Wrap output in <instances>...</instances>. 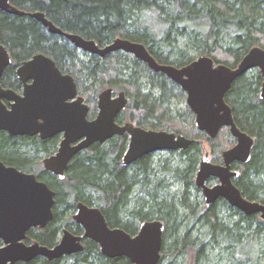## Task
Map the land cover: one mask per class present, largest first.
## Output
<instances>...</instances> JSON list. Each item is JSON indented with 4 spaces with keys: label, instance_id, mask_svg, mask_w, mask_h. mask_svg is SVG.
<instances>
[{
    "label": "trees",
    "instance_id": "trees-1",
    "mask_svg": "<svg viewBox=\"0 0 264 264\" xmlns=\"http://www.w3.org/2000/svg\"><path fill=\"white\" fill-rule=\"evenodd\" d=\"M12 4L28 14L44 13L62 31L95 40L101 46L117 38L141 43L160 64L184 67L195 60L178 46L181 37L187 38L199 57H211L216 64L231 68H235L253 47L264 49V0H13ZM0 42L15 60L1 80L4 88L19 91L16 67L31 56L44 53L76 78L81 93L87 98H94L99 91L110 87L124 91L130 98L124 115H129L136 125L181 133L190 139L200 138L201 133L188 119L194 118L190 109L188 118L179 113L174 116L170 111L169 102L174 91L180 97L184 96V91L162 73H154L137 60L131 62L133 68L129 74H124L129 67L126 65L128 58L122 52L104 58L82 59L63 37L48 34L36 20L29 16H11L3 11H0ZM143 73L152 75L148 79L159 90L158 95L154 90L145 91L141 83ZM263 83L260 72L252 70L237 79L226 95L237 126L255 139L251 161L247 165L234 166L240 170L234 183L245 198L262 203L264 99L260 97V89ZM226 130L223 129L219 136ZM216 139L207 138L212 143ZM58 143L59 138L40 140L0 132V161L25 172H34L56 193L53 221L43 230H30L26 243L54 247L65 217L82 202L99 207L110 227H122L131 235L136 234L137 228L130 220L162 221L165 231L158 264H172L187 253L192 254V264H205L217 248L223 253L231 250L230 264H261L256 241L264 235V220L259 215L246 216L222 199L198 212L191 201L203 149L199 141L179 153V164H162L164 169L169 168L162 174L163 178H159L153 169L151 155L125 167L122 158L128 137L117 136L106 144L96 143L76 154L62 180L45 169L39 170L36 165L35 154L51 155ZM225 143L223 149L234 145L230 134ZM28 148L34 153L27 151ZM220 151H216L214 163L221 158ZM167 175L182 184V193L175 195L168 190ZM138 187L145 197H140L132 207L133 194ZM162 191L165 192L163 197ZM228 209L237 218L227 214L225 210ZM186 214L191 220L184 231L182 223ZM68 217L70 221L71 214ZM199 223L207 229L204 241L191 237L192 228ZM77 229L81 231L79 226ZM84 245L83 253L71 257L73 264H132L124 257L106 258L93 241L85 239ZM65 260L48 261L39 257L26 264H65Z\"/></svg>",
    "mask_w": 264,
    "mask_h": 264
},
{
    "label": "water",
    "instance_id": "water-1",
    "mask_svg": "<svg viewBox=\"0 0 264 264\" xmlns=\"http://www.w3.org/2000/svg\"><path fill=\"white\" fill-rule=\"evenodd\" d=\"M0 9L24 16L25 12L11 5V0H0ZM52 34L69 39L77 48L105 57L122 51L144 62L153 72L163 73L186 94L188 107L195 114V126L209 139H215L223 127L229 128L236 144L223 152V164H214L205 154L195 177L202 189L205 202L212 205L218 199L246 216L259 215L264 220V203L245 198L234 180L240 175L232 165H247L252 158L255 139L236 125L226 95L234 82L254 69L264 78V49L253 47L235 67L216 64L211 57L201 56L184 67L160 64L141 44L117 38L100 47L94 40L63 32L43 13L30 14ZM11 64L8 51L0 44V79ZM23 95L4 90L0 86V132L10 136H39L43 140L63 134L57 153L44 160L47 171L64 179L72 158L96 143L104 144L116 135H130L128 149L123 157L124 166L137 162L146 155L162 151L187 150L192 140L165 131L145 130L131 124L119 126L115 120L128 104L124 92L113 99L108 89L99 97L98 116L87 119L88 106L83 98L67 103L77 95V85L69 75H62L55 62L39 54L24 63L17 71ZM32 80V84H27ZM260 97L264 99V83ZM3 100L9 103L8 107ZM76 144V145H75ZM211 179L218 183L210 186ZM55 192L34 173H27L0 161V264L29 263L43 257L49 261L64 255L81 252V238L64 230L58 244L52 248L38 242L26 244L30 230L44 229L54 218ZM85 237L95 241L101 254L107 258L126 257L133 264H158L161 259L164 224L159 220L145 222L136 236L109 227L99 208L78 204L74 215Z\"/></svg>",
    "mask_w": 264,
    "mask_h": 264
},
{
    "label": "rangeland",
    "instance_id": "rangeland-1",
    "mask_svg": "<svg viewBox=\"0 0 264 264\" xmlns=\"http://www.w3.org/2000/svg\"><path fill=\"white\" fill-rule=\"evenodd\" d=\"M178 46L181 47V48H184V50H186L189 55L191 57H193L195 60L199 58V55L195 52V50L193 49L192 45L189 43V41L187 40L186 37H181L179 38L178 40ZM125 56H127L128 60H127V67H129L128 69H126L124 71V74H129V72L132 70L133 68V62L132 61H135L136 58L132 55H128V54H125ZM86 56L83 57V59H85ZM132 62V63H131ZM256 69H254L253 71H255ZM257 71V70H256ZM256 72H254L253 74H255ZM149 76H152L150 74H144L142 75V78H141V83L143 84V87L145 89L146 92H149L151 90H154V93L156 95L159 94V90L155 87H153L151 84H150V80L148 79ZM125 78V77H124ZM155 88V89H154ZM261 90V89H260ZM120 90H118L117 93H119ZM174 96L172 98H170V102H169V107H170V111L171 113L175 116L176 113H179L180 115H185L186 118L189 117V113H188V105H187V97H186V94H184L183 97H180L178 96L177 94V91H174ZM190 123L191 124H194L195 122V118H193L192 120V117L190 116ZM187 123V122H186ZM207 135H205L204 133H201L200 134V138L197 140L201 143V146H202V153L200 154V157L201 156H204V154L206 153H209L210 152V157L211 159H214L216 158L215 154H216V151L219 150L220 151V148H222V152L220 151L221 153V158H219L218 160V163H221L222 164V153L229 149L228 146L226 149H223L222 145H226L225 142L228 141L229 139V133L227 132V130L221 134L215 141L214 143L212 142H209L207 140ZM234 139V138H233ZM236 143V141L234 142V144ZM27 151L31 152V153H34L33 150H31V148H28ZM36 155V165H37V168L39 170H42L44 169V160L49 157L50 155L48 154H35ZM181 162V157L179 156V152H176V153H170V152H160V153H156L154 154L153 156V169L155 170V172L157 173V176L160 178H163V173L165 172L166 168L168 169L169 167L166 166V168L164 169L162 167V164H165V165H170V166H175L177 164H179ZM30 173H34V172H30ZM166 179V184H168L169 188L168 190H170V192L172 194H175V195H178L180 193H182L184 191V188L182 186V184L180 182H177L175 179H173V177L171 175H167L165 177ZM262 179L264 180V178L262 177ZM218 181H212L210 183V185H215L217 184ZM194 191L191 192V201H193L195 203V205L197 206L198 208V212L201 211L203 209V207L206 206V202H205V198H204V194L202 192V190L198 191L196 189V187L194 186ZM161 196H165V192L162 191L161 192ZM140 197H145L141 191H140V188H136L135 189V192L133 194V204H132V207H134L137 203V200L140 198ZM225 212L227 214H232L235 218L236 215L233 213V211L231 210H225ZM225 213V214H226ZM71 214V213H69ZM68 217V216H67ZM65 217V219L67 218ZM191 220L190 218V215H185L184 217V221L182 223V228L184 231L187 230V227L189 225V221ZM229 221V217H226V221ZM130 223H133L134 225H139L138 221H131L130 220ZM65 226V225H64ZM71 228H74L73 225H69ZM65 227H62L61 229V232H60V235H59V239L60 237L62 236V231ZM207 229L204 227V225L202 223H199V224H196L195 227L192 228L191 230V237L193 240H196V241H204L207 237ZM256 251L257 253L260 255V262L261 264L264 263V235H262L258 242L256 241ZM1 247V246H0ZM222 249H219L217 248L216 250H214V252L210 255V258H209V262L205 263V264H230L231 263V250H228L226 252V250H224V253L223 251H221ZM236 254V253H234ZM192 254L190 253H187V254H183L181 255L180 257H178L172 264H192ZM73 258H66L65 260V264H73ZM250 264V263H249Z\"/></svg>",
    "mask_w": 264,
    "mask_h": 264
},
{
    "label": "flooded vegetation",
    "instance_id": "flooded-vegetation-1",
    "mask_svg": "<svg viewBox=\"0 0 264 264\" xmlns=\"http://www.w3.org/2000/svg\"><path fill=\"white\" fill-rule=\"evenodd\" d=\"M12 2H13V0H11V5L12 6H14L13 4H12ZM15 7V6H14ZM15 8H17V7H15ZM18 10H20L19 8H17ZM0 11H3V10H1L0 9ZM20 11H22V10H20ZM4 13H6V14H8V15H11V16H19V15H12V14H9V13H7V12H5V11H3ZM23 12H25V11H23ZM33 13H36V12H32V13H26L25 12V15L24 16H29L30 18H32L31 16H30V14H33ZM41 13V12H40ZM44 14V13H43ZM45 15V14H44ZM19 17H23V16H19ZM46 17V16H45ZM47 18V17H46ZM32 19H34V20H36L35 18H32ZM49 20V19H48ZM37 21V20H36ZM50 21V20H49ZM38 22V21H37ZM52 22V21H51ZM40 23V22H39ZM53 23V22H52ZM41 25H42V23H40ZM54 24V23H53ZM42 27L43 28H45L43 25H42ZM58 27V26H57ZM59 28V27H58ZM46 30H47V33L48 34H50V35H53V36H59V37H63L70 45H71V47L74 49V50H76V53L78 54V56H80L82 59H83V57L84 56H86V58H85V60L86 59H88L89 57H91V56H97V57H99V58H104V57H100V56H98V55H96V54H92V53H90V52H87V51H84V50H82V49H80V48H77L69 39H67L65 36H63V35H59V34H52V33H50L49 31H48V29L47 28H45ZM64 32V31H63ZM65 33H67V32H65ZM70 34H73V33H70ZM75 35H77V34H75ZM80 36V35H79ZM82 37V36H81ZM82 38H84V37H82ZM85 39V38H84ZM86 40H88V39H86ZM95 41V40H94ZM97 42V41H96ZM98 43V42H97ZM0 44L1 45H3L1 42H0ZM111 44V43H110ZM98 45L100 46V47H105V46H101L99 43H98ZM109 45V44H108ZM4 46V48L8 51V53H9V56H10V58H11V64L5 69V71H4V74H3V76L5 75V72H6V70L9 68V67H11L12 65H13V62L15 61L14 60V57L12 56V54H11V52L9 51V49L5 46V45H3ZM107 46V45H106ZM119 52H122V51H119ZM114 53H116V52H114ZM122 53H124V52H122ZM39 54H42V55H44V56H46V57H48V58H50L51 60H53L54 62H55V64H56V66H57V68L60 70V72L62 73V75H64V76H66V75H69V76H71L73 79H74V81H75V83H76V85H77V95H76V97L73 99V100H68L67 101V103H73V102H76L79 98H83V104L84 105H87L88 106V108H89V110H88V115H87V119L89 120V121H93V120H95L96 118H97V116H98V114H99V112H98V103H99V97H100V95L102 94V92H104V91H106V90H108V89H112L113 90V95H112V98L113 99H115V98H118V96H119V94L121 93V92H124V91H120L119 93H117L118 92V90H116V89H114V88H106V89H103V90H101V91H99L98 92V94L95 96L94 95V98H87L86 97V95H84V94H82L81 93V90H80V88H79V86H78V83H77V80H76V78L72 75V74H69V73H66V72H64L60 67H59V65L56 63V61L52 58V57H49L48 55H46V54H44V53H37V54H35V55H33V56H31L29 59H27V60H25V61H22L21 63H20V65L19 66H17L16 67V70H15V75H16V79H17V81H18V83H19V85L21 86V88H20V90L19 91H16V90H14V89H11V88H4L3 86H2V84H1V80H2V78H3V76L1 77V79H0V86L2 87V89H4V90H11V91H14L15 93H17L18 95H23V93H24V90H25V87L21 84V82H20V80H19V78H18V75H17V71H18V69L24 64V63H26V62H28V61H30V60H32L36 55H39ZM111 54H113V53H111ZM126 54V53H125ZM128 55H130V54H128ZM106 57V56H105ZM137 61H139V62H141V63H144V62H142V61H140V60H138V59H136ZM145 64V63H144ZM147 65V64H146ZM149 68V67H148ZM150 69V68H149ZM256 70H258V69H256ZM152 71V70H151ZM259 71V70H258ZM154 73H160V72H154ZM163 74V73H162ZM164 75V74H163ZM165 76V75H164ZM166 77V76H165ZM167 78V77H166ZM168 79V78H167ZM170 80V79H169ZM170 81H172V80H170ZM173 82V81H172ZM175 83V82H174ZM27 84H32V80H30V81H28V83ZM176 84V83H175ZM176 86H178L177 84H176ZM179 87V86H178ZM261 89H262V87H261ZM125 93V92H124ZM260 93H261V90H260ZM126 94V93H125ZM185 94V93H184ZM126 97H127V99H128V104H127V106H126V108L121 112V113H119V115L117 116V118H116V120H115V122H116V124L117 125H119V126H124V125H126V124H131V125H133L134 127H138V128H142V129H145V130H153V129H147V128H143V127H141V126H138V125H136V123L134 122V121H132L131 120V118L129 117V115H124L125 114V112H126V110L128 109V106H129V103H130V98L127 96V94H126ZM3 102L8 106V107H10L9 106V103L6 101V100H3ZM230 106V105H229ZM190 109V108H189ZM232 109V108H231ZM191 110V109H190ZM192 112V111H191ZM193 113V112H192ZM232 113H233V110H232ZM194 114V113H193ZM121 117H123L122 119H121ZM194 118H195V114H194ZM233 118H234V116H233ZM234 121H235V119H234ZM236 123V122H235ZM194 126H195V122H194V124H193ZM237 125V124H236ZM195 128L198 130V128L195 126ZM239 128V127H238ZM223 129H227L228 130V133L230 134V131H229V128H227V127H223L221 130H220V132L223 130ZM240 129V128H239ZM241 130V129H240ZM153 131H165V132H169V133H174V134H176V136H184V137H186L185 135H183V134H181V133H177V132H173V131H166V130H153ZM199 131V130H198ZM242 131V130H241ZM200 133H203V132H201V131H199ZM220 132H219V134H220ZM8 134V133H7ZM205 134V133H204ZM219 134H218V136H219ZM127 136L128 137V144H129V142H130V135L128 134V133H125L124 135H121V136ZM206 135V134H205ZM231 135V134H230ZM117 136H120V135H116V136H114V137H117ZM217 136V137H218ZM232 136V135H231ZM29 137H38L40 140H43V139H41L39 136H29ZM113 137V138H114ZM208 137V136H207ZM216 137V138H217ZM233 137V136H232ZM53 138H59V143H58V146H57V149L54 151V153L53 154H51L50 156H52V155H54V154H56L57 153V151H58V149L60 148V144H61V142H62V140L64 139V136H63V134H58V135H56V136H54ZM53 138H50V139H53ZM113 138H111V139H109L107 142H109L110 140H112ZM187 138V137H186ZM215 138V139H216ZM234 138V137H233ZM187 139H190V138H187ZM48 140V139H47ZM190 140H192L193 141V143H195L197 140H195V139H190ZM211 140V139H210ZM214 140V139H213ZM236 141V139L234 138V142ZM107 142H105L104 144H106ZM192 143V144H193ZM98 144H101V143H98ZM191 144V145H192ZM236 144V143H235ZM234 144V145H235ZM76 145V144H75ZM233 145V146H234ZM232 146V147H233ZM232 147H230V148H232ZM90 148V147H89ZM89 148H87V149H89ZM87 149H85V150H82L81 152H84V151H86ZM127 149H128V146H127ZM127 149H126V151H127ZM125 151V152H126ZM182 151H185V150H182ZM182 151H162V152H170V153H176V152H182ZM226 151V150H225ZM81 152H79V153H81ZM156 153H160V152H156ZM156 153H154V154H156ZM202 153V152H201ZM78 154V153H77ZM125 154V153H124ZM154 154H150L151 156H152V158L151 159H153V156H154ZM206 154H209V156H210V152L209 153H206ZM150 155H146V156H150ZM205 155V154H204ZM123 157H124V155H123ZM144 157V156H143ZM202 157L203 156H201L200 157V161H201V159H202ZM211 158V157H210ZM222 159H223V153H222ZM200 161H199V165H200ZM211 161H212V159H211ZM213 162V161H212ZM122 163H123V158H122ZM136 163V162H135ZM135 163H133V164H131V165H129V166H132V165H134ZM214 163V162H213ZM214 164H221V163H214ZM222 164H223V161H222ZM237 164H239V165H243V164H241V163H239V162H235V163H233V165H232V169L233 170H237V171H239V173H240V170L239 169H235V165H237ZM124 165V164H123ZM199 165H198V169H199ZM129 166H125V167H129ZM13 167V166H12ZM16 168V167H15ZM44 169H45V167H44ZM68 169V168H67ZM198 169H197V172H198ZM46 170V169H45ZM22 171V170H21ZM47 171V170H46ZM25 172V171H24ZM66 172H67V170L65 171V174H66ZM197 172H196V174H197ZM196 174H195V177H196ZM37 176V175H36ZM240 176V175H239ZM56 177H58V176H56ZM195 177H194V182H195ZM38 178V177H37ZM59 178V177H58ZM65 178V177H64ZM60 179V178H59ZM62 180V179H61ZM217 181V179H211V181H210V183L212 182V181ZM236 180V179H235ZM41 181V180H40ZM210 183H209V185H210ZM47 184V183H46ZM48 185V184H47ZM211 186V185H210ZM212 186H214V185H212ZM195 187H196V189L198 190H202V189H200V188H198L197 186H196V182H195ZM55 192V191H54ZM203 192V191H202ZM55 195H56V193H55ZM223 200V199H222ZM217 201H219V199L217 200ZM216 201V202H217ZM80 203H82V202H80ZM80 203H78V204H80ZM55 204H56V200H55ZM78 204H77V206H78ZM83 204H85V203H83ZM214 204V203H213ZM212 204V205H213ZM85 205H87V204H85ZM229 205V204H228ZM77 206H76V208H75V210L73 211V212H71V217H70V221H67V219L69 218V217H67L66 218V221L64 222V224L61 226V229H62V227H65L64 229H63V231H62V236H63V232H64V230H69L74 236H76V237H79V238H81V241H80V243H81V245L83 246V250L81 251V252H76V253H73V254H68V255H64V256H62L61 258H71L72 256H74V255H76V254H80V253H83L84 252V248H85V245H84V240L86 239V240H90V241H93V240H91V239H89V238H87V237H85V231H84V229H83V227L80 225V224H78L76 221H75V219H74V215H75V213H76V211H77ZM87 206H89V205H87ZM206 206H211V205H208V204H206ZM55 207V206H54ZM89 207H96V208H99V207H97V206H89ZM54 209V208H53ZM100 209V208H99ZM101 210V209H100ZM101 212H102V210H101ZM54 213V212H53ZM103 213V212H102ZM104 215V214H103ZM68 216H69V214H68ZM105 216V215H104ZM54 219V218H53ZM105 219H106V217H105ZM154 220H159V219H153V220H150V221H138V223H139V225H137L136 226V228H137V232H136V234H134V235H131V234H129L128 232H126L125 231V229H123L122 227H110V228H112V229H116V228H119V229H121V230H123L124 232H126V233H128L129 235H131V236H136L137 234H138V232H139V230H140V227H141V225L143 224V223H145V222H151V221H154ZM53 221V220H52ZM106 221H107V219H106ZM160 221V220H159ZM162 222V221H161ZM51 223V222H50ZM107 223H108V221H107ZM163 223V222H162ZM73 225V227L74 228H71L69 225ZM133 224V223H132ZM164 224V223H163ZM65 225V226H64ZM109 225V224H108ZM134 225V224H133ZM77 226H79L80 228H81V231L79 232V230L77 229ZM35 229H40V228H35ZM45 229V228H44ZM43 230V229H42ZM164 231H165V225H164ZM60 232H61V230H60ZM59 235H60V233H59ZM59 235H58V241H57V244H58V242L60 241V239L62 238V236L60 237V239H59ZM163 235H164V233H163ZM26 241V240H25ZM94 243H96L95 241H93ZM2 243V242H1ZM26 243V242H25ZM34 243H36V242H34ZM26 244H28V245H30V244H33V243H26ZM40 244V243H39ZM56 244V245H57ZM97 245H98V247H99V252H100V254H101V248H100V246H99V244L98 243H96ZM3 245V244H2ZM1 245V246H2ZM55 245V246H56ZM162 247H163V244H162ZM162 251V250H161ZM40 258H43V257H40ZM107 258V257H106ZM117 258H119V257H117ZM124 258H126V257H124ZM44 259H46V258H44ZM60 259V258H59ZM109 259H114V258H109ZM126 259H128V258H126ZM46 260H48V259H46ZM129 260V259H128ZM49 261V260H48ZM130 261V260H129ZM131 262V261H130ZM19 264V263H18ZM22 264H25V263H22ZM133 264V263H132Z\"/></svg>",
    "mask_w": 264,
    "mask_h": 264
},
{
    "label": "bare ground",
    "instance_id": "bare-ground-1",
    "mask_svg": "<svg viewBox=\"0 0 264 264\" xmlns=\"http://www.w3.org/2000/svg\"><path fill=\"white\" fill-rule=\"evenodd\" d=\"M49 172V171H48ZM27 173H29V172H27ZM52 174V173H51ZM53 175V174H52ZM55 176V175H54Z\"/></svg>",
    "mask_w": 264,
    "mask_h": 264
}]
</instances>
